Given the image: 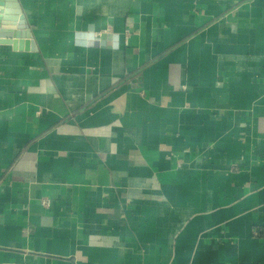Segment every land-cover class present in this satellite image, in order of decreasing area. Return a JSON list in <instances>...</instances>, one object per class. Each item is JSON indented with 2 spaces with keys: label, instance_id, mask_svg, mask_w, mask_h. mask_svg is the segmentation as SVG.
I'll list each match as a JSON object with an SVG mask.
<instances>
[{
  "label": "crops",
  "instance_id": "1",
  "mask_svg": "<svg viewBox=\"0 0 264 264\" xmlns=\"http://www.w3.org/2000/svg\"><path fill=\"white\" fill-rule=\"evenodd\" d=\"M0 264H264V0H0Z\"/></svg>",
  "mask_w": 264,
  "mask_h": 264
},
{
  "label": "water",
  "instance_id": "2",
  "mask_svg": "<svg viewBox=\"0 0 264 264\" xmlns=\"http://www.w3.org/2000/svg\"><path fill=\"white\" fill-rule=\"evenodd\" d=\"M21 28H22L21 25L17 27V29H21ZM1 30H2V29H1ZM19 34H20L19 32H15V34H14V38H11V40H8L9 42L12 43V45H13L14 47H15L16 44L18 43V42H17V38L20 36Z\"/></svg>",
  "mask_w": 264,
  "mask_h": 264
}]
</instances>
